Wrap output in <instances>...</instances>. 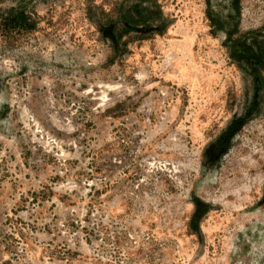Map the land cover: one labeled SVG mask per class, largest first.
I'll return each instance as SVG.
<instances>
[{
	"label": "rangeland",
	"instance_id": "374dc122",
	"mask_svg": "<svg viewBox=\"0 0 264 264\" xmlns=\"http://www.w3.org/2000/svg\"><path fill=\"white\" fill-rule=\"evenodd\" d=\"M114 1L0 0V264H264V109L200 166L250 95L248 40L156 0L163 33L109 62L85 9ZM234 1L208 3L264 40V0ZM10 7L34 28L5 30Z\"/></svg>",
	"mask_w": 264,
	"mask_h": 264
},
{
	"label": "trees",
	"instance_id": "16d2710c",
	"mask_svg": "<svg viewBox=\"0 0 264 264\" xmlns=\"http://www.w3.org/2000/svg\"><path fill=\"white\" fill-rule=\"evenodd\" d=\"M235 3L232 0L233 9L237 13ZM204 14L213 30L224 32L225 42L235 45L248 40L253 57L237 60L238 66L250 77V95L246 103L240 112L231 114L224 126L202 148L200 166L210 169L217 166L222 155L232 146L234 135L240 128L264 109V40L251 31H240L236 24L226 29L220 18L210 10L208 0H205ZM85 16L94 25L100 38L107 42L111 50L109 62L121 57L127 51L129 42L162 34L168 21L156 0L114 1L107 10L100 6L88 5ZM1 21L5 30L29 31L34 28V23L27 13L14 7L7 9ZM263 200L264 193L260 202ZM191 203L193 211L188 225L193 224L196 227L197 219L206 211V204L198 198L191 199Z\"/></svg>",
	"mask_w": 264,
	"mask_h": 264
}]
</instances>
